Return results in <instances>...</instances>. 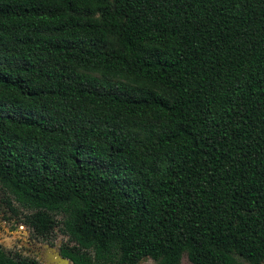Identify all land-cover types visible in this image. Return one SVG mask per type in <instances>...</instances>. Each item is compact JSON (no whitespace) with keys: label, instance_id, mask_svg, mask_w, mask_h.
Masks as SVG:
<instances>
[{"label":"trees","instance_id":"16d2710c","mask_svg":"<svg viewBox=\"0 0 264 264\" xmlns=\"http://www.w3.org/2000/svg\"><path fill=\"white\" fill-rule=\"evenodd\" d=\"M0 220L69 264H264V0H0Z\"/></svg>","mask_w":264,"mask_h":264},{"label":"rangeland","instance_id":"374dc122","mask_svg":"<svg viewBox=\"0 0 264 264\" xmlns=\"http://www.w3.org/2000/svg\"><path fill=\"white\" fill-rule=\"evenodd\" d=\"M59 239L60 237L56 239L54 244H56L57 241H59ZM0 245H2L7 249L12 248L13 245L15 246L18 245L19 247L28 248L31 251L30 254L37 256L38 259L41 260L42 262H49L48 259L56 254V246H54L53 248H49L46 245H40L39 247H37L36 245L35 247H33L32 245L27 244V242L25 241V237L21 238L19 234L10 232V230L6 228V224L2 223L1 220H0ZM56 264L58 263L56 262ZM138 264H155V263L151 260H143ZM179 264H189V262L186 260L185 255L181 256Z\"/></svg>","mask_w":264,"mask_h":264},{"label":"water","instance_id":"95a60500","mask_svg":"<svg viewBox=\"0 0 264 264\" xmlns=\"http://www.w3.org/2000/svg\"><path fill=\"white\" fill-rule=\"evenodd\" d=\"M38 258V257H37ZM39 260V259H38ZM41 263L43 264H56V262L58 264H69L67 262V260L62 259L59 257V255L56 253L55 255L51 256V258L48 259L49 262H42L41 260H39Z\"/></svg>","mask_w":264,"mask_h":264},{"label":"flooded vegetation","instance_id":"af4514ba","mask_svg":"<svg viewBox=\"0 0 264 264\" xmlns=\"http://www.w3.org/2000/svg\"><path fill=\"white\" fill-rule=\"evenodd\" d=\"M10 232H12V233H16V234H19L20 236H21V238L22 237H25V241L27 242V236L25 235V233H24V231H23V229L21 228V226H18L17 228H15V229H13V230H10ZM27 244H30L29 242H27ZM18 246V245H17ZM19 247V246H18ZM20 249H22V250H28L27 248H23V247H19ZM28 251H30V250H28ZM30 253H31V251H30Z\"/></svg>","mask_w":264,"mask_h":264}]
</instances>
